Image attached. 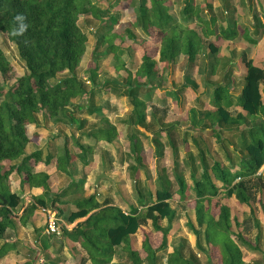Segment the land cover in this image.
Returning a JSON list of instances; mask_svg holds the SVG:
<instances>
[{"label": "trees", "instance_id": "1", "mask_svg": "<svg viewBox=\"0 0 264 264\" xmlns=\"http://www.w3.org/2000/svg\"><path fill=\"white\" fill-rule=\"evenodd\" d=\"M166 1L149 0V4L141 2L137 7L139 14L135 17L134 25L144 30L156 29L155 42L147 39L136 45L141 59L136 75L145 77L148 82L158 78L161 72H170L181 55L187 58L188 66L193 67L203 47L198 32L169 13ZM183 7L184 16L195 15L196 23H200L201 30L209 36L234 41H239L242 36L250 46L258 41L260 32L257 26L253 30L257 37H252L246 27L240 36L236 24H219L214 14L206 19L188 1ZM80 14L98 18L100 29L106 28L107 33L117 23V15L108 14L107 9L99 10L92 0H0V32L6 33L15 44L17 55L26 68V72L11 85L4 86L2 82L9 76L12 65L0 47V239L7 229L16 226L17 221L25 226L36 210L49 208L56 211L57 217L66 224H74L71 229L62 225V234L66 240L79 243L84 250L85 258L81 254L79 256L81 264L86 260H90L91 264H105V261L110 260L112 250L122 244H127L124 248L127 253L124 264H162V251H165L178 219V211L170 204L177 196L178 200H188L194 210L196 224L200 229H195L191 223L189 225L196 236L197 253L208 258L207 264H245L237 242L249 243L245 234L247 222L252 221L255 226H259L252 213L254 208L250 204L249 193L252 185L249 181L264 175V169L258 174L264 166V63H256L242 52L244 72L239 94L233 96L227 83L213 86L208 84L212 108L191 110L193 126L208 120L210 130L219 142L224 141V137L222 129L219 131L217 127L220 129L228 126L233 131L232 136L240 138L238 168L224 166L219 161L207 167L206 158L201 153L199 163L191 166L187 181L177 160L178 143L171 127L169 130H159L152 138L156 147L155 186L151 189V185L145 183L142 188H136V205L130 204L124 210L111 201H98L95 193L68 201L64 198L81 190L85 181H72L70 185L52 194L47 171L51 165L57 170L68 171L74 159L68 140H65L61 148H56L54 153L48 154L43 162L41 150L27 153L26 144L37 138L36 132L29 136L28 127L36 126L38 114L47 120L61 123L67 119L76 121L72 116L67 118L74 105L86 109L88 114L102 111L94 103L99 68L91 69L87 79V84H93L90 90L86 88V81L75 74L87 50L88 40L78 24ZM130 36L131 39L136 38L133 34ZM121 40V37L110 32L103 34L97 45L108 42V51L118 62L121 52L125 50L120 46ZM153 42L157 45L154 46ZM151 47L154 52L157 50V59ZM208 47L213 53L217 51L212 42ZM120 66H123V62ZM116 68L119 69V65ZM64 72L67 75L57 78L58 74ZM130 79L129 74L126 81L131 85ZM142 87L137 82L126 92L132 105L129 118L138 125L145 123L149 107L146 100L138 98ZM186 87L187 83L172 93H177L179 97V93ZM84 99H87L86 104L81 103ZM84 125L85 122L80 121L77 129L92 142L81 144L78 138L73 141L75 153L82 160L88 158L97 140L111 143L117 137L116 128L112 125L89 131L82 130ZM159 136L166 138L174 156L173 178L168 175L166 168L159 166V153L162 150ZM127 139L129 155L134 161L130 167L137 172L143 164L141 141L133 133L128 134ZM228 159L231 157L228 156ZM39 164L40 168L36 169ZM197 171H200L199 174ZM10 176H16L14 189L9 183ZM26 187L41 188V193L33 196L27 204L23 200ZM231 198L240 205L249 206V213L242 220L224 202ZM147 226L149 229H146ZM200 231L204 244L201 242ZM138 232L141 234L142 252L133 248L130 242L131 237ZM254 238L255 244L252 247L257 250L259 233ZM7 247L8 242L0 246V258ZM184 249V244L180 243L169 252L167 264H199L196 253L190 252L186 256ZM251 264L264 263L253 261Z\"/></svg>", "mask_w": 264, "mask_h": 264}, {"label": "rangeland", "instance_id": "2", "mask_svg": "<svg viewBox=\"0 0 264 264\" xmlns=\"http://www.w3.org/2000/svg\"><path fill=\"white\" fill-rule=\"evenodd\" d=\"M186 1L194 9L198 8L199 14L205 15L206 19L214 14L217 21L220 22L219 24H236V31L239 35L243 33L244 27H247V29L253 27L254 29L252 23L257 19L264 21V0H167L165 4L169 7V13L176 16L182 24H189L190 28L195 29L201 38L203 47L199 51L193 67H189L187 58L181 55L170 72H161L158 78H153L148 82L145 77L136 75L141 63L136 45L147 39L155 42L156 29L144 30L142 27L134 25V21L139 14V8H137L139 4L141 2L149 4V0H92L99 10L104 11L107 9L108 14L117 15V23L110 32L111 34L115 33L119 38L121 37L120 46L125 50L121 52L120 59L117 62V59L113 58V55L108 51V42L97 45L102 35L110 34V32L107 33L106 28L100 29L98 18L90 14L79 15L78 24L86 33L88 40L87 50L83 53L84 55L75 74L78 78L86 81V88L90 90L93 84H87V79H89L91 69L99 68L100 71L96 78L97 84L94 89V103L97 107H101L102 111L101 113L88 114L86 109H79L74 105L72 106L73 111L68 114L67 118L72 116L76 120L75 122L67 119L65 122L55 123L38 114L36 126L30 125L28 127L29 136L36 132L37 138L26 144V152L41 150L42 162L46 160L48 154L54 153L57 150L56 148H61L65 140H68L69 149L74 154V159L70 162L67 172L57 170L53 165L48 169V184L52 194L70 185L72 181L84 180L85 183L81 190L64 199L73 201L95 193L99 201H111L124 210H127L130 204L136 205V188L139 186L142 188L145 183L150 184L151 189L155 186L157 173L155 171L154 151L156 147L152 138L159 130H169L171 127L174 130L176 143H178L177 160L187 181L189 180L190 168L199 163L201 153L206 158L207 167L214 161H219L224 166L238 168V160L241 156L240 138L232 136L233 131H230L228 126L220 129L217 127L219 131L222 129L224 137V141L219 142L212 134L208 120L193 126L191 110L198 111L204 108H212L208 84L213 86L217 83H227L233 96L239 94L243 85L242 75L244 72L241 60L242 52H245L247 56L253 58L256 62L264 63V23L261 24V27L258 26V22L255 23L260 36L257 43L252 46L248 45V42L241 35L239 41L226 40L222 37L215 38L213 35L209 36L201 30L200 23H196L195 15L184 16L183 6L186 5ZM248 31L252 37H257L251 29ZM130 34L135 35L136 38L131 39ZM210 42L217 47L215 53L208 47ZM0 47L12 65L9 76L2 82L4 86H9L17 77L26 72V68L24 62L17 55L15 44L3 32H0ZM153 47H151L152 53L154 52ZM156 52H154V57L157 59L158 54ZM121 62H123V66H120ZM116 65H119V69L116 68ZM129 74L131 75V85L126 81ZM65 75H67L66 72L58 74L57 78ZM137 82L143 86L139 91L138 98L146 100L149 106L145 123L142 125L132 123L130 120L132 105L126 93L130 86ZM185 83H187V87L179 93V97L177 93H172ZM86 102L87 99L81 101L83 104H86ZM80 121L85 122L82 129L84 131L97 127L108 128L112 125L116 128L117 137L111 143L105 140H97L91 154H88V158L82 160L75 153L76 146L73 145V141L78 138L81 144H87L91 140L89 141V138L82 135L81 130L77 129ZM130 133L135 134L141 141L143 164L137 172L130 167L131 164H134L128 148L127 136ZM158 141L162 145V150L159 153V166L166 168L168 175L173 178L174 156L171 148L166 143L165 137L159 136ZM233 146L235 148L232 153ZM228 156L231 157L230 160ZM40 166L41 164L36 169ZM263 169L264 166L258 174ZM199 172L197 171V174ZM99 176L101 177L97 179ZM15 178L16 176H10L9 183L12 189L15 187L13 181ZM249 183L252 185L249 192L250 204L254 208L252 213L257 218L259 226H255L252 221L247 222L245 234L247 239L253 240L255 235L259 233L260 240L257 250L245 242H243L244 244L240 241L237 242L238 245L240 244L239 247L241 246L242 259L245 264L253 260H264V175L253 177ZM175 187L176 185L173 188ZM26 190L23 200L27 201L32 199L34 192H39L32 191V189L28 190V187H26ZM190 194L192 195L193 192L191 191ZM224 202L231 206L240 220L249 213V206L238 204L234 198L224 200ZM170 204L178 211L176 225L168 240L170 248L182 243L185 247L184 254L186 256L190 252L197 253L195 248L196 236L189 224H193V227L197 230L200 228L196 224L192 206L188 204V200H178L177 196L170 201ZM39 210L41 215V227L39 228L42 229L47 223L48 215L41 208ZM16 225L18 230L6 231L7 234L4 238H17L16 242L21 255L33 257L36 247L34 251L30 249V252L27 253L23 250V241L28 242L30 239L32 242L35 241V238L40 235L39 229L35 228L32 231L30 229L31 225L25 227L21 223ZM233 230H237L235 226H233ZM200 232L201 242L204 244L202 231ZM137 238L139 239V236ZM190 238L192 247L190 246ZM138 239L134 236L132 242L137 243L136 240ZM156 241H158L157 237ZM64 244L66 242H63V238L56 236L52 251L42 249L45 264H55L56 251L62 249L63 252H68V246L65 245L66 248L64 249ZM14 249V245L9 244L4 254L12 252ZM201 258L204 259L203 256Z\"/></svg>", "mask_w": 264, "mask_h": 264}, {"label": "crops", "instance_id": "3", "mask_svg": "<svg viewBox=\"0 0 264 264\" xmlns=\"http://www.w3.org/2000/svg\"><path fill=\"white\" fill-rule=\"evenodd\" d=\"M256 22H258V26L259 27H261V24L264 23L263 20L262 21H259L257 19L255 22L252 23L254 27H256V24H255ZM249 29H251V31L254 30L253 27H249ZM256 63H262V62H256ZM31 189H32V191H39L38 193L37 192H34V195L33 196L39 195L41 193V190H40L41 188L32 187ZM28 190H30V189L28 188ZM26 191L27 190L25 189L24 190V194L26 193ZM24 194H23V197H24ZM32 199H33V197H32ZM32 199L31 200H28V201L25 200V204H27L29 201H32ZM39 211H40L39 209L35 211V213L31 216V219L25 224V226H30L31 225L30 226V229H32V231H34L35 228H38L40 235L37 238H35V241H33V242L31 241V239L28 242L23 241V243H24L23 244V248H24L23 250L25 252H27V253L30 252V249H33V251H34V248L36 247L35 248V255L33 257H28L27 255H21V253L18 250L19 247H18L17 242H16L17 238H15V237L4 238L5 235H3L4 237L2 239H0V240H2L0 242V244H2L4 242H8V244H13L15 249L12 252H8V253L4 254L0 258V264H22V263H25V262H29V264H45V261L43 260V256H42V249L43 250L45 249L47 251H52L53 244H54V239L56 238V236L59 237V238L60 237L63 238V242H66V244H64V249L66 248L65 247V245H66V246H68V249L69 250H68V252H63L64 250H62V249L56 251L55 252V258L56 259H54V260H56L55 264H78V263H80L79 262V259H80L79 256H80V254H81V256H83L85 258V252H84V250L80 247V244L79 243L71 242V240L70 241L66 240L63 237L62 228H61V226L64 225L68 229H71L74 226V224H66L60 218L59 219V225H60V228H61V233L59 235L46 234V232H45L46 225H44V227L42 229L39 228V227H41L40 226V223H41L40 222V220H41L40 216L41 215L39 214ZM20 212H19V214H20ZM54 212L56 213V211H54ZM18 223H19V221H17L16 224H18ZM15 229H16V231L18 230V226L17 225L14 228L7 229L6 231L9 232V231H13ZM146 229H149V227H147ZM7 232H5V234H7ZM134 236H136V239H138L137 237L139 236V239L136 240L137 243L132 242V239H133ZM134 236L131 237V239H130L131 241L130 242H131V244L133 243V245H134L133 248H136L137 250H140V252H142V247H141V234H140V232L136 233ZM170 237L171 236H169V239H170ZM254 239L255 238H253V240H250L248 238L247 239V241L249 242L248 245H250V246L254 245L255 244V240ZM190 243H191L190 246L192 247L191 238H190ZM242 244H244V243L242 242ZM177 245H179V243ZM177 245L175 247H177ZM125 246H127V244H122V245L114 248L112 250V253H111V256H110V260L105 261L104 263L105 264H124L126 262V259H127V253H126V251L124 249ZM20 247H22V246H20ZM175 247L170 248V244L168 243V245L166 246L165 251H162V255H161L162 257H161V260H160L162 264H167V262H166L167 254L169 252H171ZM240 248H241V246H240ZM60 256L61 257L63 256V257L62 258H59ZM201 256L204 257L203 260H202ZM263 257H264V255H263ZM207 259L208 258L205 255H201L200 253H196V260L198 261L199 264H207ZM253 261H256V260H253ZM253 261H249L247 264H251ZM258 262L264 263V260H258ZM83 264H91V262H90V260H86Z\"/></svg>", "mask_w": 264, "mask_h": 264}, {"label": "built area", "instance_id": "4", "mask_svg": "<svg viewBox=\"0 0 264 264\" xmlns=\"http://www.w3.org/2000/svg\"><path fill=\"white\" fill-rule=\"evenodd\" d=\"M41 209L43 212H46L48 215L47 223L45 227L46 234L59 235L61 233V228L56 213L48 208H41Z\"/></svg>", "mask_w": 264, "mask_h": 264}, {"label": "water", "instance_id": "5", "mask_svg": "<svg viewBox=\"0 0 264 264\" xmlns=\"http://www.w3.org/2000/svg\"><path fill=\"white\" fill-rule=\"evenodd\" d=\"M101 176H99L97 179H99Z\"/></svg>", "mask_w": 264, "mask_h": 264}]
</instances>
